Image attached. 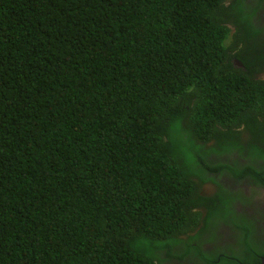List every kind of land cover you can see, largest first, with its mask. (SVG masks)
Returning <instances> with one entry per match:
<instances>
[{"label":"trees","instance_id":"trees-1","mask_svg":"<svg viewBox=\"0 0 264 264\" xmlns=\"http://www.w3.org/2000/svg\"><path fill=\"white\" fill-rule=\"evenodd\" d=\"M263 76L264 0H0V264H259Z\"/></svg>","mask_w":264,"mask_h":264},{"label":"flooded vegetation","instance_id":"flooded-vegetation-1","mask_svg":"<svg viewBox=\"0 0 264 264\" xmlns=\"http://www.w3.org/2000/svg\"><path fill=\"white\" fill-rule=\"evenodd\" d=\"M248 180L251 182L250 178L244 179L245 181L244 186L243 183L236 185V182L233 179L230 178L225 179V176H222L220 181H222L224 184L225 183L229 184L231 186V189L235 191L242 190L246 196L250 197L249 202L245 203L243 206H240L239 203L236 202L234 208L236 207L238 211L246 217L247 223L252 224L254 226L255 231L252 234V237H254L256 240L259 239L264 240V188H260V186H256L258 189L261 190H255L252 193L249 190L248 185L251 184L248 182ZM214 235L222 237V241H218V244L223 246L225 245L224 244L225 235L226 236L232 235V232L228 227L223 226L220 229L215 230ZM214 244H215L214 241H208L202 245L206 250H212L215 247ZM195 262L197 264H204L198 262L196 259Z\"/></svg>","mask_w":264,"mask_h":264},{"label":"clouds","instance_id":"clouds-1","mask_svg":"<svg viewBox=\"0 0 264 264\" xmlns=\"http://www.w3.org/2000/svg\"><path fill=\"white\" fill-rule=\"evenodd\" d=\"M234 64H235L237 67H240V66L242 65V62H239V60L237 59V60L234 61ZM263 78H264V76H263ZM259 264H260V263H259Z\"/></svg>","mask_w":264,"mask_h":264},{"label":"water","instance_id":"water-1","mask_svg":"<svg viewBox=\"0 0 264 264\" xmlns=\"http://www.w3.org/2000/svg\"><path fill=\"white\" fill-rule=\"evenodd\" d=\"M260 264H264V257L261 258Z\"/></svg>","mask_w":264,"mask_h":264}]
</instances>
